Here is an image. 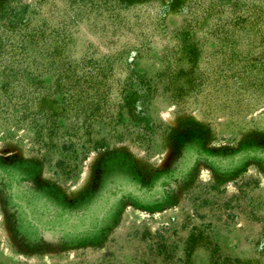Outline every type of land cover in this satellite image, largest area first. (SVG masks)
<instances>
[{
    "label": "rangeland",
    "instance_id": "374dc122",
    "mask_svg": "<svg viewBox=\"0 0 264 264\" xmlns=\"http://www.w3.org/2000/svg\"><path fill=\"white\" fill-rule=\"evenodd\" d=\"M263 182L264 0H0V264H264Z\"/></svg>",
    "mask_w": 264,
    "mask_h": 264
},
{
    "label": "bare ground",
    "instance_id": "6f19581e",
    "mask_svg": "<svg viewBox=\"0 0 264 264\" xmlns=\"http://www.w3.org/2000/svg\"><path fill=\"white\" fill-rule=\"evenodd\" d=\"M158 107V111L161 112L162 114V117L166 120V121H169V122H172L173 121V114H172V108L167 106V105H159L157 106ZM7 150V148H6ZM132 151L136 152V153H140L139 149L137 148H134L132 149ZM169 151L165 150L163 151L162 155H156L155 158H157V162H156V165L157 166H164L165 165V162H166V159H167V156L169 155L168 153ZM253 171V168L250 169V172ZM204 174L206 173L205 170L202 171ZM264 183V182H263ZM137 211H140L139 209H135V208H131V207H127L124 209V211L121 213V222L120 224L123 225V224H128L130 222H137V216H138V212ZM161 212V213H159ZM168 212V210H164V211H158V213L160 215H166ZM139 215H140V212H139ZM120 228L114 230V236H118V233L120 232ZM128 241V240H126ZM130 243L127 242V245H129ZM128 250V246L127 248L125 249V251Z\"/></svg>",
    "mask_w": 264,
    "mask_h": 264
},
{
    "label": "trees",
    "instance_id": "16d2710c",
    "mask_svg": "<svg viewBox=\"0 0 264 264\" xmlns=\"http://www.w3.org/2000/svg\"><path fill=\"white\" fill-rule=\"evenodd\" d=\"M197 152L199 153V157L201 156V157H203L204 159H207V157H208L209 154H210V151H208L207 149H202V148H199V149L197 150ZM133 187H134V189H132V193L136 194L137 196H140V195H141V192H140V190L138 189V187H135V186H133ZM128 193H129V191H128V190H125V191L121 192L119 196H117V195L115 194L114 196H112L113 198H112V197L110 198L109 201H111L112 199H114V197H115V198H122V197L128 195ZM139 198H140V197H139Z\"/></svg>",
    "mask_w": 264,
    "mask_h": 264
}]
</instances>
